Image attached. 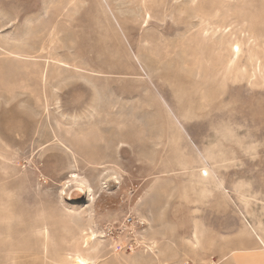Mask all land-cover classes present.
<instances>
[{"label":"rangeland","instance_id":"obj_1","mask_svg":"<svg viewBox=\"0 0 264 264\" xmlns=\"http://www.w3.org/2000/svg\"><path fill=\"white\" fill-rule=\"evenodd\" d=\"M80 252L264 264V0H0V264Z\"/></svg>","mask_w":264,"mask_h":264},{"label":"bare ground","instance_id":"obj_2","mask_svg":"<svg viewBox=\"0 0 264 264\" xmlns=\"http://www.w3.org/2000/svg\"><path fill=\"white\" fill-rule=\"evenodd\" d=\"M145 15V14H144ZM147 15V14H146ZM225 30V29H224ZM223 30V31H224ZM243 35V34H242ZM251 36V35H250ZM238 39H239V37H238ZM244 39V38H243ZM246 39V38H245ZM253 39V38H252ZM235 40H237V39H235ZM250 40V39H249ZM241 41V40H240ZM245 42V41H244ZM249 44V43H248ZM256 44V43H255ZM216 45H218V47L217 48H219V49H221L222 51H224L223 49H222V46H224L223 45V42H221V40H220V42L218 41V43L216 44ZM226 45H229V43H227ZM240 45H242L240 42H234L233 44H230L229 46H230V51H229V53H230V57L228 58V60H226L227 61V67H225V69L226 68H228V67H230V66H234L235 65V61H236V59L237 58H239V55L241 54V50H242V48L240 47ZM225 47V46H224ZM227 47V46H226ZM252 49H253V47H252ZM217 51V50H216ZM219 52H221V51H219ZM218 53V52H217ZM249 53H251V52H249ZM242 54H243V52H242ZM253 55V54H252ZM243 56V55H242ZM241 57V56H240ZM251 57V56H250ZM260 59V58H259ZM218 60V59H217ZM218 61H220V60H218ZM237 61H239L238 59H237ZM254 62V61H253ZM237 65V64H236ZM257 65H258V63H257ZM256 65V66H257ZM222 66H224V65H222ZM232 68V67H231ZM230 68V69H231ZM259 68H261V67H259ZM237 69V68H236ZM235 68L233 69V70H236ZM260 70V69H259ZM227 71V70H226ZM225 71V72H226ZM229 71H231V70H229ZM224 72V71H223ZM238 72V71H237ZM261 73V72H260ZM263 73V72H262ZM74 176V175H73ZM77 179V178H76ZM76 181V180H75ZM77 181H79V180H77ZM82 184L84 185V182H82ZM92 236H93V234H91L87 239H86V243H88L87 241H88V239H90V238H92ZM87 245L88 244H86V246L85 247H87ZM90 252H86V253H84V252H80V253H77L74 257H72L71 258V262H70V264H90V261H91V258H90Z\"/></svg>","mask_w":264,"mask_h":264},{"label":"built area","instance_id":"obj_3","mask_svg":"<svg viewBox=\"0 0 264 264\" xmlns=\"http://www.w3.org/2000/svg\"><path fill=\"white\" fill-rule=\"evenodd\" d=\"M131 221H132V219H130V218H127V219H126V222H127V223H131Z\"/></svg>","mask_w":264,"mask_h":264}]
</instances>
